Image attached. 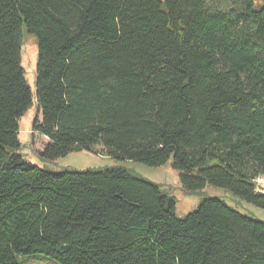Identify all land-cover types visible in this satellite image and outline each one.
<instances>
[{
	"label": "trees",
	"instance_id": "trees-1",
	"mask_svg": "<svg viewBox=\"0 0 264 264\" xmlns=\"http://www.w3.org/2000/svg\"><path fill=\"white\" fill-rule=\"evenodd\" d=\"M0 0V264H264V223L217 199L183 220L120 168L51 174L17 154L37 44L40 157L96 152L264 209V0Z\"/></svg>",
	"mask_w": 264,
	"mask_h": 264
},
{
	"label": "rangeland",
	"instance_id": "rangeland-1",
	"mask_svg": "<svg viewBox=\"0 0 264 264\" xmlns=\"http://www.w3.org/2000/svg\"><path fill=\"white\" fill-rule=\"evenodd\" d=\"M162 1V0H159ZM263 6V0H254V11H259ZM232 7L231 0H214L213 9L219 12L228 11ZM36 65L37 44L33 36L24 34L21 45V67L29 87L33 100L32 105L25 115L18 121V141L20 149L17 152L23 160L43 171L51 174L64 172L98 171L103 169L120 168L127 170L132 175L147 182L158 185L169 197L175 200L174 214L177 219L183 220L197 211L199 205L207 199H217L224 202L237 213L252 220L264 223V209L251 205L230 191L222 188L206 185L201 191L186 192L179 179V173L171 169V162L158 168H150L136 162L115 161L96 152H73L64 158L49 162L40 157L48 140L34 133L33 123L36 118L40 119L38 104L35 100L36 91ZM258 192L264 194V178L256 181ZM19 264H58L43 256L22 257Z\"/></svg>",
	"mask_w": 264,
	"mask_h": 264
},
{
	"label": "built area",
	"instance_id": "built-area-1",
	"mask_svg": "<svg viewBox=\"0 0 264 264\" xmlns=\"http://www.w3.org/2000/svg\"><path fill=\"white\" fill-rule=\"evenodd\" d=\"M261 193V192H260ZM262 194V193H261Z\"/></svg>",
	"mask_w": 264,
	"mask_h": 264
}]
</instances>
